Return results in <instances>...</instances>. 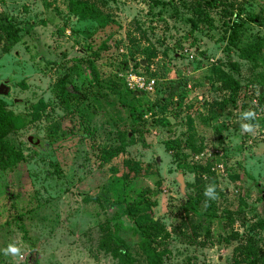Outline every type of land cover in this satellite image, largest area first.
Returning a JSON list of instances; mask_svg holds the SVG:
<instances>
[{
  "label": "rangeland",
  "instance_id": "obj_1",
  "mask_svg": "<svg viewBox=\"0 0 264 264\" xmlns=\"http://www.w3.org/2000/svg\"><path fill=\"white\" fill-rule=\"evenodd\" d=\"M206 1L0 0V26L18 28L17 39L0 28V83L10 87L3 100L24 120L6 135L22 160L0 167V264H119L99 248L111 218L134 264H146L123 197L146 199L169 232L158 248L168 252L163 264H264L256 227L264 216V48L245 61L228 44L234 31L238 47L264 37V0ZM73 2L94 5L114 24L101 30L74 16ZM234 15L254 21L234 27ZM214 67L238 82L236 93ZM133 71L155 79L154 93H126L123 76ZM64 75L74 92L65 104L55 87ZM141 103L157 109L143 118V138L129 133L123 143L130 106ZM248 111L255 119H243ZM163 119L169 124H154ZM177 139L194 144L183 151L201 176L178 171L176 150L167 148ZM210 185L215 199L204 194ZM189 196L200 201L186 211ZM10 244L19 256L4 254Z\"/></svg>",
  "mask_w": 264,
  "mask_h": 264
},
{
  "label": "trees",
  "instance_id": "obj_2",
  "mask_svg": "<svg viewBox=\"0 0 264 264\" xmlns=\"http://www.w3.org/2000/svg\"><path fill=\"white\" fill-rule=\"evenodd\" d=\"M205 4L210 7L214 5L213 0H208ZM71 12L74 16H77L81 19H92L96 22L97 27L101 30L105 29L107 25L114 22L108 18L103 17L98 9L86 2H73L71 4ZM202 13V11H200ZM248 21H254V18L248 17L246 18ZM241 18L240 15H234L233 20L231 21L234 27L243 26L247 20ZM1 30L9 37L17 39L16 34L18 33V28L11 24H4L0 26ZM238 38L237 32H232L228 36V44L237 50V55L240 59L245 61H256L260 57V53L264 48V37H257L254 42L249 43L245 46L238 47L236 45V40ZM106 44L103 42L99 47L100 49H105ZM92 47V46H90ZM147 49H144L143 52L147 53ZM148 54V53H147ZM96 55V54H94ZM151 57V56H150ZM138 65L140 64L137 63ZM230 67L237 71V65L235 63H230ZM213 76L216 77L217 81H220L224 88H230L232 94L236 93L239 89L238 82L233 78L228 76L220 68H213ZM136 72V71H133ZM69 79L64 75L62 76L55 84L57 94L63 101V103H67L69 98L74 96V92H72V88L69 85ZM125 88V87H124ZM127 94H131V96H137L138 94H145L139 92H130L125 88ZM3 97L0 96V167L2 169H11L20 160H22L21 151L17 150L15 146L6 139V135L8 131H16L19 128L24 126V120L12 113L11 111L6 109L5 102ZM69 106L68 104H66ZM46 107L44 102L39 101L37 103V110H43ZM157 109V105L150 104L147 105L146 108H143V104L130 106L129 116V131L121 138L124 143V139H129L128 134H139L141 139L143 138V133L146 130L143 125V116L148 112H155ZM155 125H168V121L156 120L154 122ZM167 148H175V158L177 160V169L179 172H189L193 173L196 176L202 175V170L199 171L196 166L190 165L187 162L188 153H185L184 148L188 151H194L195 146L191 142V140L187 139L185 142H181L180 140H175L173 145H167ZM196 151V150H195ZM118 153L117 149L112 151H105L101 154V159L103 162L109 161L112 157H114ZM129 167V164H127ZM129 169L137 172L139 171V164L135 163ZM211 175V174H210ZM106 198H104L105 200ZM107 200V199H106ZM105 200V201H106ZM125 205L124 214L125 216L133 222L135 225L136 233L140 236V241L138 242L139 249L141 250L146 264H163L162 259L163 256L168 253L166 248L163 250H159L158 248L165 244V242L169 239V232L162 226L158 220L151 217L148 214L150 212V205L146 199L140 198L138 200H133L130 197H123L120 200ZM199 199L196 196H189L186 200L187 208L196 209L199 203ZM242 202V201H241ZM109 203V202H107ZM256 227L261 229L264 232V216L260 217L256 223ZM99 248L105 253L111 255L112 258L116 259L119 264H134V258L130 252L129 246L125 244L124 240L119 236V226L114 222V219H107L104 224L101 225V238L99 240ZM248 255L250 257V262L254 263L256 251L252 247L247 248ZM32 261L35 263V260L32 258Z\"/></svg>",
  "mask_w": 264,
  "mask_h": 264
},
{
  "label": "built area",
  "instance_id": "obj_3",
  "mask_svg": "<svg viewBox=\"0 0 264 264\" xmlns=\"http://www.w3.org/2000/svg\"><path fill=\"white\" fill-rule=\"evenodd\" d=\"M125 88L130 92H141L151 94L155 91L156 81L152 76L145 75L139 72H127L123 76ZM151 112L144 114V119H147Z\"/></svg>",
  "mask_w": 264,
  "mask_h": 264
},
{
  "label": "clouds",
  "instance_id": "obj_4",
  "mask_svg": "<svg viewBox=\"0 0 264 264\" xmlns=\"http://www.w3.org/2000/svg\"><path fill=\"white\" fill-rule=\"evenodd\" d=\"M255 113L252 111H248L243 113V119L249 120V119H255ZM242 129L246 132H251L253 130V126L250 124H242ZM205 196L209 197L211 199H215V186L210 185L206 187L205 189ZM21 253V249L15 245L10 244L7 249L4 250L5 255L11 254L12 256H19Z\"/></svg>",
  "mask_w": 264,
  "mask_h": 264
},
{
  "label": "water",
  "instance_id": "obj_5",
  "mask_svg": "<svg viewBox=\"0 0 264 264\" xmlns=\"http://www.w3.org/2000/svg\"><path fill=\"white\" fill-rule=\"evenodd\" d=\"M10 92V87L5 83H0V96H8ZM32 144H37L38 140L37 139H32ZM177 181L180 183L181 188L184 187V182H183V174H179L177 177Z\"/></svg>",
  "mask_w": 264,
  "mask_h": 264
}]
</instances>
